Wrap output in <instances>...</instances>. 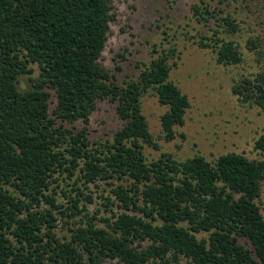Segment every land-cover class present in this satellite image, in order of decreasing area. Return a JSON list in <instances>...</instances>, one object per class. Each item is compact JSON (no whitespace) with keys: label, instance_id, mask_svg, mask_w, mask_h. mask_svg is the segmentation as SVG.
Wrapping results in <instances>:
<instances>
[{"label":"trees","instance_id":"obj_1","mask_svg":"<svg viewBox=\"0 0 264 264\" xmlns=\"http://www.w3.org/2000/svg\"><path fill=\"white\" fill-rule=\"evenodd\" d=\"M219 2L264 10V0ZM191 8L200 23L218 20L198 44L211 47L219 64L241 61L239 45L219 35L239 30L231 12L203 0ZM112 9V0H0V264H174L180 257L190 264H264V158L231 151L210 161L201 154L176 159L162 152L147 161L143 144L160 146L142 96L151 90L167 107L159 117L166 141L184 124L189 99L170 79L174 47L157 51L135 78L121 84L112 79L101 62ZM247 46L261 66L235 79L231 91L264 113L263 35L248 39ZM21 75H28V87L19 86ZM104 99L123 121L111 140L93 146L86 126L64 127L77 120L87 124ZM254 146L264 151V130ZM76 171L84 182L121 180L113 192L142 215L122 212L105 219L107 227L88 217L58 237L54 209L69 219L78 202L71 197L64 210L48 191L59 175ZM201 232L206 236L197 237Z\"/></svg>","mask_w":264,"mask_h":264},{"label":"rangeland","instance_id":"obj_2","mask_svg":"<svg viewBox=\"0 0 264 264\" xmlns=\"http://www.w3.org/2000/svg\"><path fill=\"white\" fill-rule=\"evenodd\" d=\"M203 1L208 2L211 8H224L231 12L238 22L237 32L219 33L239 45L242 60L238 63L219 64L211 47L198 44L201 35L211 36L212 29L217 28L218 23L215 17L208 23L196 20L191 6L200 0H112L115 18L110 22L101 54V62L113 76L112 79L121 84L128 78H135L161 49L167 51L174 47V54L169 58L170 79L189 99L184 124L175 126L176 137L166 141L159 117L167 107L157 101L151 90L142 96V111L150 132L160 146L159 149H154L143 144L147 161L157 159L162 152L170 153L176 159L201 154L212 161L220 154L231 151L243 153L251 159L264 158V151L254 146L255 140L264 130V113L255 105L241 103L231 91L235 79L251 75L261 66L256 61L254 52L249 50L247 40L255 35L264 37V10L261 12L254 7L235 8L234 2L224 4L219 0ZM222 14L224 13L217 12L216 16ZM32 67L34 71L31 76H36V64H32ZM19 80L21 88L30 84L28 75H21ZM51 93L50 109L55 103L53 90ZM59 123L58 120L57 124ZM63 125L74 131L86 126L89 141L97 146L111 140L114 133L122 127L123 121L115 112V104L104 99L97 102L87 124L77 120L72 123L63 122ZM120 181L108 179L84 182L78 171L70 177L59 175L48 192L64 210L70 206L72 197L78 202V210L76 215L68 219L54 209L58 237L67 235L69 227L83 223L88 217L95 224L107 227L105 219L112 221L122 212L142 215V212L134 210L132 206L126 208L113 192L112 189ZM259 202L264 214V180L261 183ZM138 204L141 205L142 201L139 200ZM41 206L50 208L45 202ZM196 235L201 237L206 236V233ZM239 242L247 248L252 247L245 238H239ZM106 263L121 264L117 259L107 260ZM174 264L190 263L186 258L180 257Z\"/></svg>","mask_w":264,"mask_h":264}]
</instances>
